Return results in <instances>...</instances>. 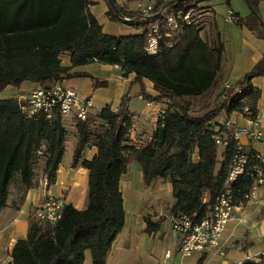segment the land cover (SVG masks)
I'll list each match as a JSON object with an SVG mask.
<instances>
[{
  "label": "trees",
  "instance_id": "trees-1",
  "mask_svg": "<svg viewBox=\"0 0 264 264\" xmlns=\"http://www.w3.org/2000/svg\"><path fill=\"white\" fill-rule=\"evenodd\" d=\"M169 1L152 0L147 16L115 2L126 20L117 17L110 6L109 20L124 22L138 32L111 36L103 33L89 12L88 0H0V90L23 81L48 88L49 83L60 78L88 76L71 70L99 62L134 73V81L141 85L143 79L149 80L157 95L143 91V98L163 99L167 104L158 117L152 140L138 148L128 143L130 117L125 99L116 110L105 106L84 121L74 119L78 141L71 166L81 164L87 169L86 207L78 210L64 204L55 223L31 215L26 237L12 247V264H82L86 250L92 264H105L106 254L124 224L119 180L131 159L138 163L145 187L156 178L171 183L172 216L184 214L196 224L212 210L235 147L230 140L218 155L214 136L220 124L213 118L220 112L227 117L237 112L256 118L260 91L252 85V79L264 75V57L240 82L224 87L212 109L192 114L190 103L183 97L200 96L212 86L220 69L223 46L203 41L195 20L184 25L179 37L164 38L156 54L147 53V28L160 23L163 16L157 14L161 10L166 9L167 15L199 9L197 0H174L166 5ZM248 1L258 12L260 0ZM151 15L155 17L148 18ZM234 23L264 38V28L252 13L238 16ZM166 42L172 45L166 46ZM63 52L69 54L68 66L59 59ZM23 106H28L25 100L0 99V208L5 205L8 186L16 175L23 186L34 185L38 163H42L46 185L53 184L64 152L65 129L57 108L53 107L47 117L42 111L28 115ZM89 145L97 151L92 159L84 160L82 153ZM247 155L250 164L256 162L254 153ZM251 186L252 179L245 175L232 182L235 205L246 202L244 196ZM144 220L147 233L158 230L159 221H151L148 216ZM204 261L202 255L196 264ZM241 264H264V255Z\"/></svg>",
  "mask_w": 264,
  "mask_h": 264
},
{
  "label": "crops",
  "instance_id": "crops-1",
  "mask_svg": "<svg viewBox=\"0 0 264 264\" xmlns=\"http://www.w3.org/2000/svg\"><path fill=\"white\" fill-rule=\"evenodd\" d=\"M129 11H140L152 0H114ZM88 10L102 26L103 33L111 36H130L138 30L124 22L111 21L108 18L109 4L106 0H88ZM199 12L196 23L199 36L210 46L221 43L223 51L220 69L212 86L202 95L183 97L200 100L210 91H220L228 85L240 82L254 64L264 57V38H260L245 26L229 22V12L246 17L251 12L245 0H197ZM258 13L264 20V0L259 1ZM61 64L70 65L69 54L59 55ZM71 71L83 72L88 76L60 78L49 86L60 84L74 89L81 97L91 99L94 110L105 106L116 110L122 99L126 100L125 110L130 117L128 143L140 147L152 140L157 120L167 104L165 100L149 101L143 98V91L150 96L157 95L153 83L147 79L142 85L134 81V73H124L117 65L93 62L77 66ZM105 82V84H96ZM252 85L259 89L257 101L258 127L264 134V75L252 79ZM41 87L40 84L23 81L18 86H6L0 90V99L16 98L23 100L29 93ZM191 107V105H190ZM212 109V108H210ZM204 109L202 112L210 110ZM198 115V114H197ZM231 121L238 127L249 125L247 117L233 112L228 117L220 112L213 122L221 124ZM65 129L64 152L57 168L55 182L49 186L43 184L42 163L34 168V185L25 187L16 175L8 186L5 205L0 208V264H12L11 250L18 239L27 235L28 221L35 210L42 206L46 196L60 197L64 204H71L78 210L86 207L87 169L81 164L71 166L73 153L78 141L76 122L70 117L62 120ZM247 153L264 151L257 142L241 138ZM223 148H218V155ZM96 147L89 145L82 153V159L90 160L96 154ZM220 159V158H219ZM122 196L124 224L113 240L105 257V264H196L204 255V264H241L247 259L258 260L264 252V188L256 190L254 199L237 205L233 217L225 225L218 245L202 252L192 251L190 255L180 257L177 251L178 235L170 226V207L173 204L172 185L169 181L156 178L145 187L138 163L131 159L127 171L119 180ZM145 216L151 221H159L156 232L147 233ZM168 258L164 257L166 252ZM82 264H92L88 250L84 252Z\"/></svg>",
  "mask_w": 264,
  "mask_h": 264
},
{
  "label": "built area",
  "instance_id": "built-area-1",
  "mask_svg": "<svg viewBox=\"0 0 264 264\" xmlns=\"http://www.w3.org/2000/svg\"><path fill=\"white\" fill-rule=\"evenodd\" d=\"M150 10L151 5L147 4L140 9V12L142 16H147ZM166 12V9L161 10L159 15L163 18L160 23L147 28L145 49L149 54H156L162 49L161 41L164 38L179 37L184 25L193 23L197 17L194 9H190L184 14L179 12L165 15ZM237 19L238 16L231 12L226 17L229 22H235ZM171 45V42H166V46L170 47ZM24 100L28 106H23L22 109L28 115L42 111L49 117L51 109L56 107L62 120L65 117H70L84 121L94 110L90 98L81 97L74 89L62 87L60 84L48 88L38 87L32 90ZM246 110L244 109V111ZM247 119L249 123L247 126L238 127L231 121H225L215 127L217 133L214 140L217 148L225 147L230 140L234 141L235 147L223 188L215 198L212 210L196 224H192L190 218L184 214L177 217L170 216L171 229L179 237L177 251L180 257L188 256L194 250L202 252L218 245L225 225L233 217L234 209L237 206L234 204L230 185L239 176L245 175L252 179V186L244 196L246 201L255 198L257 188H264V151L254 153L256 162L250 164L247 152L240 140L246 138L264 147V134L258 127L257 118ZM43 184L46 185L45 178ZM63 206L64 202L60 197L46 196L42 206L35 210L34 216L40 221L55 223L61 217ZM261 255H264V252ZM169 256L170 253L167 251L164 257L168 258Z\"/></svg>",
  "mask_w": 264,
  "mask_h": 264
},
{
  "label": "rangeland",
  "instance_id": "rangeland-1",
  "mask_svg": "<svg viewBox=\"0 0 264 264\" xmlns=\"http://www.w3.org/2000/svg\"><path fill=\"white\" fill-rule=\"evenodd\" d=\"M199 9L196 11V15H198ZM197 18V17H196ZM216 92H209L208 94L205 95V97L201 98L200 100L196 98H188L190 99V112L195 115H199L202 113V110L204 109H210L213 107L214 104V96Z\"/></svg>",
  "mask_w": 264,
  "mask_h": 264
},
{
  "label": "water",
  "instance_id": "water-1",
  "mask_svg": "<svg viewBox=\"0 0 264 264\" xmlns=\"http://www.w3.org/2000/svg\"><path fill=\"white\" fill-rule=\"evenodd\" d=\"M107 3L109 4V6L113 9L114 13L116 14L117 17L126 20L125 18H122L121 13L119 11V8L117 7L116 3L114 0H106ZM172 2H174V0H170L166 5L171 4ZM250 12L255 16V18L257 19L258 23L260 24V26L262 28H264V20H262L261 16L259 15V13L250 5L248 0H245ZM165 5V6H166ZM160 13V12H159ZM159 13L157 15H159ZM155 15H151L148 16V18L152 19L154 18Z\"/></svg>",
  "mask_w": 264,
  "mask_h": 264
}]
</instances>
